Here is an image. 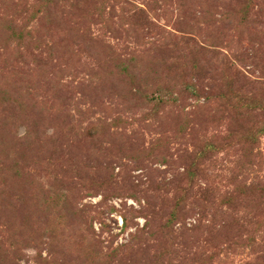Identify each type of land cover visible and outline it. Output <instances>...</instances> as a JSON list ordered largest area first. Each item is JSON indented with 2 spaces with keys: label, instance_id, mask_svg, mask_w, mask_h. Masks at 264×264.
Segmentation results:
<instances>
[{
  "label": "rangeland",
  "instance_id": "1",
  "mask_svg": "<svg viewBox=\"0 0 264 264\" xmlns=\"http://www.w3.org/2000/svg\"><path fill=\"white\" fill-rule=\"evenodd\" d=\"M0 264H264V0H0Z\"/></svg>",
  "mask_w": 264,
  "mask_h": 264
}]
</instances>
